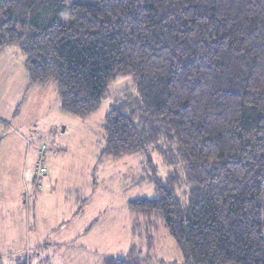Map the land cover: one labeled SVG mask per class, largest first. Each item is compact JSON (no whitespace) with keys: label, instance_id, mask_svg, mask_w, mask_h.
<instances>
[{"label":"trees","instance_id":"16d2710c","mask_svg":"<svg viewBox=\"0 0 264 264\" xmlns=\"http://www.w3.org/2000/svg\"><path fill=\"white\" fill-rule=\"evenodd\" d=\"M14 45L30 85L54 82L76 116L132 78L99 160L143 157L154 196L128 205L162 221L183 264H264V0H0V52Z\"/></svg>","mask_w":264,"mask_h":264},{"label":"rangeland","instance_id":"374dc122","mask_svg":"<svg viewBox=\"0 0 264 264\" xmlns=\"http://www.w3.org/2000/svg\"><path fill=\"white\" fill-rule=\"evenodd\" d=\"M61 19L68 22V10ZM135 93L132 78L119 76L96 112L76 116L60 108L54 82L30 85L18 46L0 53L3 264H98L106 256L138 264H183L162 221L128 205L132 198L154 196L153 185L139 181L146 171L143 157L99 160L106 114ZM154 157L165 177L171 167L160 154ZM178 173L183 175L181 169ZM179 190L184 195L187 186ZM262 204L264 220V193Z\"/></svg>","mask_w":264,"mask_h":264},{"label":"crops","instance_id":"0c3cea01","mask_svg":"<svg viewBox=\"0 0 264 264\" xmlns=\"http://www.w3.org/2000/svg\"><path fill=\"white\" fill-rule=\"evenodd\" d=\"M4 51H5V49H4L3 51H1L0 53H3ZM106 257H110V256H106ZM106 257H104V258L102 259V261H103ZM102 261H101L100 263H102ZM100 263H98V264H100Z\"/></svg>","mask_w":264,"mask_h":264}]
</instances>
